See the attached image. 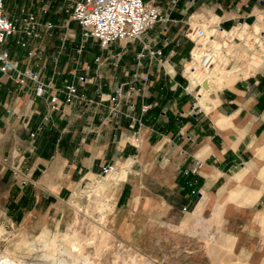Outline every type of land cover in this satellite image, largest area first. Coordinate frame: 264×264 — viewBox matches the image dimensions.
I'll use <instances>...</instances> for the list:
<instances>
[{
  "label": "crops",
  "instance_id": "obj_1",
  "mask_svg": "<svg viewBox=\"0 0 264 264\" xmlns=\"http://www.w3.org/2000/svg\"><path fill=\"white\" fill-rule=\"evenodd\" d=\"M144 1L167 20L141 40L102 48L74 28L75 0H4L6 15L19 26L27 13L41 24L26 46L10 37L4 48L49 85L38 97L33 81L20 84L14 73L0 72L5 209L21 224H60L73 200L104 178L101 166L115 163L116 179L104 185L114 228L148 239L173 228L193 243L203 241L225 264H264V63L247 79L230 78L208 97L205 112L192 109L195 98L182 74L193 45L185 35L192 18L264 31V0H176L170 10L169 0ZM73 45L79 60L64 55ZM144 45L161 55L138 58ZM48 51L61 56L50 58ZM65 83L77 84L79 97L51 111L50 96ZM121 84L126 93L113 114L108 99ZM132 85L136 91L129 94ZM142 105L150 108L142 112ZM197 161L201 167L192 174Z\"/></svg>",
  "mask_w": 264,
  "mask_h": 264
},
{
  "label": "built area",
  "instance_id": "obj_2",
  "mask_svg": "<svg viewBox=\"0 0 264 264\" xmlns=\"http://www.w3.org/2000/svg\"><path fill=\"white\" fill-rule=\"evenodd\" d=\"M175 4L176 0H169L167 9H172ZM70 17L80 26L84 40L93 39L102 48L115 41L141 40L146 31L167 20V14L158 6L144 0H75ZM40 25L33 14L27 13L20 19V26H16L6 15L4 2L0 0V72L14 73L20 84L26 80L33 81L36 84L34 94L38 97L46 93L49 85L40 79L37 72L21 69L19 63L11 59L4 44L8 38L15 37L17 44L26 46L28 40L39 37ZM43 26L47 30L53 27L50 22ZM185 35L193 45L188 59L182 64V74L187 80L186 90L194 95L192 109L196 112L209 109L208 97L227 87L230 78L247 79L264 63V31L256 25L238 23L224 29L217 21L206 19L189 23ZM145 55L155 57L161 55V51L144 45L137 57ZM78 81L85 83L86 78L80 76ZM135 91L132 85L127 93ZM125 93L123 84L115 88L108 99L111 113L119 112ZM78 97L77 84L65 83L61 88L54 89L50 96V110H58L62 104L71 105ZM149 108L150 105H142L141 111ZM200 167L201 163L197 161L189 172L196 174ZM117 173L115 163L101 166L100 175L104 178L109 177L112 181Z\"/></svg>",
  "mask_w": 264,
  "mask_h": 264
},
{
  "label": "rangeland",
  "instance_id": "obj_3",
  "mask_svg": "<svg viewBox=\"0 0 264 264\" xmlns=\"http://www.w3.org/2000/svg\"><path fill=\"white\" fill-rule=\"evenodd\" d=\"M200 20L206 19L195 16L186 29L189 23ZM12 21L19 26V21ZM73 26L80 34L79 25ZM54 39L51 37V41ZM12 47L13 43L8 48ZM75 50L73 45L64 55L79 60ZM47 55L57 60L61 56L49 51ZM72 71L76 76L79 74L76 67ZM108 181L111 178H103L89 191L85 189L73 200L71 211L60 224L48 219L41 226L12 219L5 209L0 186V264H225L221 254L210 255L203 241L193 243L191 236L173 228H159L157 236L149 239L130 235L127 227L114 228L112 210L107 204L110 193L105 191V186L100 187Z\"/></svg>",
  "mask_w": 264,
  "mask_h": 264
},
{
  "label": "bare ground",
  "instance_id": "obj_4",
  "mask_svg": "<svg viewBox=\"0 0 264 264\" xmlns=\"http://www.w3.org/2000/svg\"><path fill=\"white\" fill-rule=\"evenodd\" d=\"M101 186H104V185H100V187H101ZM65 250L69 252V250H68L67 248H66ZM65 253H66V252H65ZM70 253H71V252H70ZM68 256H70V254H69ZM72 256H73V253H72ZM78 256H79V255H77V258H79ZM62 263H63V262H62ZM63 264H66V263H63Z\"/></svg>",
  "mask_w": 264,
  "mask_h": 264
}]
</instances>
